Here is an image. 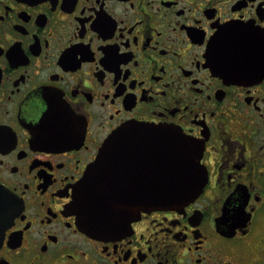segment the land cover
Returning <instances> with one entry per match:
<instances>
[{
  "label": "flooded vegetation",
  "instance_id": "1",
  "mask_svg": "<svg viewBox=\"0 0 264 264\" xmlns=\"http://www.w3.org/2000/svg\"><path fill=\"white\" fill-rule=\"evenodd\" d=\"M135 122L202 148L205 187L93 232L79 183ZM263 214L264 0H0V264H264Z\"/></svg>",
  "mask_w": 264,
  "mask_h": 264
},
{
  "label": "water",
  "instance_id": "2",
  "mask_svg": "<svg viewBox=\"0 0 264 264\" xmlns=\"http://www.w3.org/2000/svg\"><path fill=\"white\" fill-rule=\"evenodd\" d=\"M236 47L228 45V55ZM127 150L142 153L124 156ZM201 157L202 149L172 127L125 124L107 138L88 166L76 204L91 222L108 228L129 224L142 208L182 206L197 197L206 183ZM122 159L139 162L151 185L133 190L115 178L124 174L123 168L119 172L115 168V161ZM139 198L143 200L133 203Z\"/></svg>",
  "mask_w": 264,
  "mask_h": 264
},
{
  "label": "rangeland",
  "instance_id": "3",
  "mask_svg": "<svg viewBox=\"0 0 264 264\" xmlns=\"http://www.w3.org/2000/svg\"><path fill=\"white\" fill-rule=\"evenodd\" d=\"M264 215V214H263Z\"/></svg>",
  "mask_w": 264,
  "mask_h": 264
}]
</instances>
